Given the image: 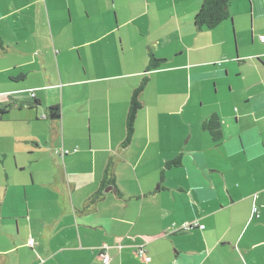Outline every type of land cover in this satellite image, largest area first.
I'll return each mask as SVG.
<instances>
[{
	"label": "crops",
	"instance_id": "1",
	"mask_svg": "<svg viewBox=\"0 0 264 264\" xmlns=\"http://www.w3.org/2000/svg\"><path fill=\"white\" fill-rule=\"evenodd\" d=\"M202 1L0 0V264H264V0L198 30Z\"/></svg>",
	"mask_w": 264,
	"mask_h": 264
},
{
	"label": "trees",
	"instance_id": "2",
	"mask_svg": "<svg viewBox=\"0 0 264 264\" xmlns=\"http://www.w3.org/2000/svg\"><path fill=\"white\" fill-rule=\"evenodd\" d=\"M230 0H203L200 9L196 13L193 19V24L196 29H214L220 23L230 19V14L228 11ZM161 62L154 56L149 55L148 65L146 67V72L155 71L159 68ZM149 82V78L144 76L139 85L133 90L129 108L127 111L126 121H125V138L123 145H128L131 141L132 135L134 133V124L137 115L142 107L140 101V95L146 85ZM32 98V97H31ZM32 104L38 105V101H33ZM2 113V112H0ZM48 117L50 119L59 118V110L56 107L49 108ZM204 131L209 133L212 141L214 143H219L222 139L220 133V122L217 116H211L209 119L204 121L202 125ZM61 154V153H60ZM180 166V158L166 163L164 170L170 169L171 167ZM163 175V172L161 173ZM255 214V213H253Z\"/></svg>",
	"mask_w": 264,
	"mask_h": 264
},
{
	"label": "rangeland",
	"instance_id": "3",
	"mask_svg": "<svg viewBox=\"0 0 264 264\" xmlns=\"http://www.w3.org/2000/svg\"><path fill=\"white\" fill-rule=\"evenodd\" d=\"M236 68V65L233 66ZM249 65L246 64L245 66H242L240 70L242 69L244 73L248 72ZM231 91L229 90V86L227 84H219L217 93L214 92V89L212 86L208 88V93L203 97V109H211L215 110L219 113L220 118H222L225 122H230V120L233 118V115L231 114V104H235L237 102L236 94L238 87H244L245 81L244 78L235 79L232 78L231 74ZM212 94L214 96H212ZM173 108L169 107H163L160 109V112L164 115L165 118H171L169 113L172 111Z\"/></svg>",
	"mask_w": 264,
	"mask_h": 264
},
{
	"label": "built area",
	"instance_id": "4",
	"mask_svg": "<svg viewBox=\"0 0 264 264\" xmlns=\"http://www.w3.org/2000/svg\"><path fill=\"white\" fill-rule=\"evenodd\" d=\"M259 39H260L261 42H264V36H260ZM31 97H34L33 93L31 94ZM60 153H61L62 156H64V155H66L68 153V151L61 149ZM253 213H256V209H253ZM194 227H195V225H193V224L192 225L187 224V225L183 226L182 228L184 230H192ZM200 228H203V226L200 227ZM30 244H32V241H30ZM138 255L141 258H143L145 256V254L143 253L142 250H139ZM144 260L146 262H148L149 258H144ZM102 262H103V264H108L109 263V257L107 255H104L103 258H102Z\"/></svg>",
	"mask_w": 264,
	"mask_h": 264
}]
</instances>
